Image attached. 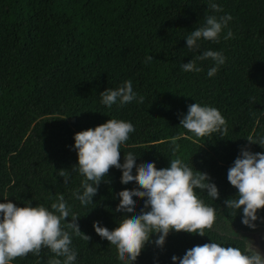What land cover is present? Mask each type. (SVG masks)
I'll list each match as a JSON object with an SVG mask.
<instances>
[{
  "label": "trees",
  "instance_id": "1",
  "mask_svg": "<svg viewBox=\"0 0 264 264\" xmlns=\"http://www.w3.org/2000/svg\"><path fill=\"white\" fill-rule=\"evenodd\" d=\"M212 2L222 11L211 12L209 0H0V203L51 210L63 195L70 209L66 222L79 217L80 231L91 237L83 240L62 222L77 252L75 264H124L93 222L111 231L144 208V199L134 197L135 213L115 211L118 193L139 187L122 184L116 168L100 182L91 203L82 205L73 195L83 193L86 179L76 166L74 134L108 119L130 122L135 129L120 147L121 164L129 152L137 166L153 162L158 170L178 157L206 173L219 193L213 200L206 189L196 190L216 210L205 236L170 231L158 247L159 234H152L133 264H174L173 256L182 258L192 247L211 242L251 254L245 232L259 230L264 236V209L252 229L241 222L242 208L224 203L237 198L227 171L241 149L264 153V145L247 140L264 138V0ZM206 15L232 20L218 43L201 40L199 50H190L185 39L204 25ZM229 29L233 38L224 39ZM206 50L226 58L214 76L207 75L215 66L211 59L196 60L200 72L182 70ZM125 81L132 82L143 103L103 105L100 93ZM193 103L218 109L227 133L196 138L187 132L180 119ZM53 258L64 259L43 248L39 256L30 253L11 264H48Z\"/></svg>",
  "mask_w": 264,
  "mask_h": 264
},
{
  "label": "clouds",
  "instance_id": "2",
  "mask_svg": "<svg viewBox=\"0 0 264 264\" xmlns=\"http://www.w3.org/2000/svg\"><path fill=\"white\" fill-rule=\"evenodd\" d=\"M208 9L213 13L221 12L220 6L209 0ZM231 15L217 17L206 15L203 26L191 31L187 36L186 46L190 50H199L198 41L219 42L220 34L227 28ZM233 38L229 29L224 39ZM152 57H146V62ZM211 59L215 66L207 75L212 77L219 66L225 63L221 52L206 50L182 65L185 72H200L196 60ZM101 103L108 108L119 101L122 107L137 100L143 103L144 97H137L133 91L131 81L113 90L106 89L100 93ZM180 125L192 133L196 138L210 136L220 132L227 133V122L218 109L193 103L188 106L187 114L180 119ZM130 122L108 119L94 128H89L74 134L73 147L77 152L78 171L86 179L82 182L83 193L73 195L82 205L92 202L97 193V187L111 168L121 170L122 184L136 183L135 190H122L118 193L119 204L115 211L128 214L135 213L136 199H144V208L139 214L125 216L119 225L109 230L93 222L95 232L114 245L118 251V258L124 264H133L152 234H159L155 240L158 247H162L170 231L185 232L205 236V231L212 229L216 221V210L207 206L197 195L196 190H207V196L213 200L219 198L217 186L210 182L206 173L193 171L180 158L172 159L167 168L157 169L155 163L136 164V156L132 153L124 155V163H120V147L134 132ZM250 144L264 145V138L259 142L247 139ZM179 149L176 144L173 155ZM136 172L133 175V169ZM60 177L67 183L65 171L59 172ZM227 180L237 189L235 199L225 200L227 208L239 210L242 208V224L254 229L258 219V210L264 209V153H253L241 149L240 155L234 160L233 166L227 171ZM91 181L92 183H88ZM96 185V187H94ZM145 211L144 209H149ZM70 215L69 206L64 196L59 195L57 202L51 204V210L44 206L17 207L12 202L0 203V264H11L17 258L28 254L39 256L43 248H48L55 257H63V261L53 258L48 264H75L77 252L71 247L72 238L65 231L62 222L73 233L85 241L91 237L83 234L76 221L79 217L72 215L71 222H66ZM245 254L237 247H224L211 242L197 245L187 250L182 258L173 256L179 264H264V255L256 248Z\"/></svg>",
  "mask_w": 264,
  "mask_h": 264
},
{
  "label": "water",
  "instance_id": "3",
  "mask_svg": "<svg viewBox=\"0 0 264 264\" xmlns=\"http://www.w3.org/2000/svg\"><path fill=\"white\" fill-rule=\"evenodd\" d=\"M246 241L249 242V249L256 248L262 255H264V236L259 230L246 231Z\"/></svg>",
  "mask_w": 264,
  "mask_h": 264
},
{
  "label": "rangeland",
  "instance_id": "4",
  "mask_svg": "<svg viewBox=\"0 0 264 264\" xmlns=\"http://www.w3.org/2000/svg\"><path fill=\"white\" fill-rule=\"evenodd\" d=\"M249 245H250V244H249V242L247 241V246H248V248H249Z\"/></svg>",
  "mask_w": 264,
  "mask_h": 264
}]
</instances>
